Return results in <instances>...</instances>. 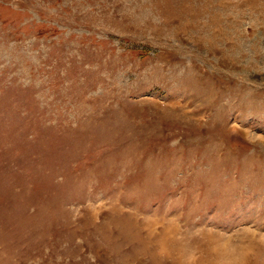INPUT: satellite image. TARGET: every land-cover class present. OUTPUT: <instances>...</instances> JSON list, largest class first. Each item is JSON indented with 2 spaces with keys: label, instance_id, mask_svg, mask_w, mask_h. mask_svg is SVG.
Wrapping results in <instances>:
<instances>
[{
  "label": "rangeland",
  "instance_id": "obj_1",
  "mask_svg": "<svg viewBox=\"0 0 264 264\" xmlns=\"http://www.w3.org/2000/svg\"><path fill=\"white\" fill-rule=\"evenodd\" d=\"M0 264H264V0H0Z\"/></svg>",
  "mask_w": 264,
  "mask_h": 264
}]
</instances>
